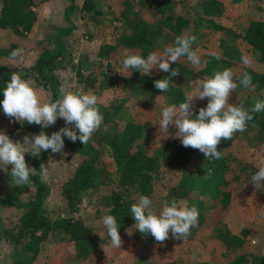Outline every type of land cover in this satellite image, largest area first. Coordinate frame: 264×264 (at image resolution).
Wrapping results in <instances>:
<instances>
[{"label":"rangeland","instance_id":"rangeland-1","mask_svg":"<svg viewBox=\"0 0 264 264\" xmlns=\"http://www.w3.org/2000/svg\"><path fill=\"white\" fill-rule=\"evenodd\" d=\"M84 3L85 0H41L35 5L37 20L25 35L14 33L11 28L0 27V65L13 67V73L19 74L31 84L42 100H46L51 95L50 92L35 78L34 71L26 69L36 60L43 47H54L55 37L60 30H65L60 33L64 43L63 51L56 58L51 71L56 79L52 81L58 87V98L62 89L92 92L97 96L98 107L103 116L100 128L92 135L89 143L82 145L79 141L74 150L51 152L50 157L42 162L46 171H41V176L48 185L45 200L51 215L57 213L56 208L61 203V185L72 174L76 163L84 157L96 156L97 164L112 171L116 179L117 163L111 154L109 140L118 139L129 125L138 124L143 127L132 147L151 154L159 151L161 158L167 152L162 146L179 139L174 135L177 129L171 124L167 137L162 136L164 133L158 126L162 109L166 106L178 108L179 103L188 95L195 93L205 76L189 81L192 85L182 95L175 93L172 98L148 88L139 90L135 87L134 80L122 74L125 53L139 54L146 58L150 52L162 53L179 35H195L197 41L192 49L200 56L201 63L193 66L186 56L179 59L193 74L204 64L203 56L207 53L229 59V68L237 77L250 69L264 72V60L243 36L250 19L264 18V0H220V12L209 16L211 20L203 14L202 0H183L182 11L189 17V25L182 30L165 27L152 46L145 50L122 47L115 43L116 37L119 31L129 32L133 22L152 29L157 23V0H92L87 3L93 8L92 11ZM178 5L181 8V4ZM127 6L128 16L125 19L118 17L120 10L128 8ZM107 44L115 45L109 55L105 51ZM15 49H23V52L13 58L11 53ZM244 58L249 60L247 65L243 63ZM132 71L140 74L138 70ZM158 71L160 70L154 68L150 75ZM0 72H3L2 69ZM260 94L264 95V86L258 91L238 86L230 95L229 103L234 105L238 101H245L251 107L260 98ZM143 97L145 98L141 99ZM207 102V98L196 99L193 106L207 105ZM147 121L149 126H145ZM56 122L58 130L66 126L62 118H58ZM19 123L14 120L10 122L3 112L0 113V131L5 132L13 142L22 143L25 135L34 133L25 131ZM50 127L52 125L41 131L46 132ZM260 130L258 125H254L250 134ZM258 135H255L257 137L254 140L248 141L235 134L231 140L223 143L221 155L232 152L236 160H227V167L219 175L212 166L215 158L205 161L204 157H200L201 153L194 155L185 169L173 166L169 168L166 166L167 158H162L161 172L155 178L152 195L148 196L152 200L154 211L159 212L163 202L174 199L181 205L195 206L207 214L202 223L191 228L186 238H173L169 232V239L160 245L147 236L129 235L125 232L120 234L121 247H112L110 238L103 230L102 218L98 216L104 209L99 203V194L109 188L100 184L97 188L88 187L77 211L93 227L94 238L84 244L78 242L72 255L59 263L48 259L50 240L47 239L31 264H225L240 253L249 254L253 258V262L250 260L251 264H264V191L254 189L248 182L251 174L239 171L240 162H246L257 170L256 166H264V134ZM158 147L162 148L159 150ZM26 163L32 168L30 162ZM202 163L204 164L200 167ZM8 167L10 170L11 166ZM12 186L10 173L0 169V193L6 195ZM173 186L185 187L189 192L168 197L171 193L169 188ZM223 188L230 190L229 203L227 207L219 204L218 208L212 210L209 206L211 193L216 192V196ZM20 191L22 199L30 196L31 191L27 185L20 187ZM15 211L16 209H7L0 203V264H8L17 256V251L6 240L4 233L9 221L15 217ZM222 226L234 233L245 227L247 235L244 244L237 249H226L218 232V229H223Z\"/></svg>","mask_w":264,"mask_h":264},{"label":"trees","instance_id":"trees-1","mask_svg":"<svg viewBox=\"0 0 264 264\" xmlns=\"http://www.w3.org/2000/svg\"><path fill=\"white\" fill-rule=\"evenodd\" d=\"M41 0H2L0 4V27L11 28L12 31L18 35H25L37 20L38 14L35 5ZM202 11L208 20L212 14L220 12V0H202ZM92 0H85V5L88 10L87 3ZM181 4V8H178ZM128 7V6H127ZM128 8L124 7L120 10L118 17L128 16ZM183 0H157L156 13L157 23L152 29H149L144 24L133 22L129 32L119 31L117 33L116 42L122 47H138L142 50L151 47L155 38L159 36L165 27L169 29L182 30L190 23L189 17L182 11ZM99 12V10H94ZM215 26H218L214 24ZM60 32L55 37L54 47H43L39 56L33 61L26 70H32L36 74L35 78L42 84V86L50 92L53 100L58 99V87L54 85L52 80L55 76L51 73L56 58L62 53L64 43L61 40ZM244 38L252 46L254 51L260 55L264 60V18L250 19L244 32ZM115 45H106V54L109 55L112 47ZM212 53H207L203 56V65L197 70L195 74L191 72L187 66L181 61H177L170 65L171 68L179 69V74L170 76L169 73L158 71L153 75H141L133 72L132 69H124V76L134 80L135 87L139 90L148 88L155 93H161L160 90L154 86V81L168 77L171 80L169 91L163 92L164 96L172 98L173 94L182 95L183 91L187 89L190 84L189 81H195L198 76L211 77L216 71H221L231 66L229 59L222 58L217 60ZM2 73L0 72V100L3 99V89L6 82L10 80L13 74V67L7 65H0ZM131 72V75L128 74ZM252 77V83L255 85L254 90L258 91L264 86V72H256L253 70L247 71ZM180 84L177 85V82ZM258 100H264V95L260 94ZM235 106L243 105L246 109H251L247 102L238 101ZM206 107V105L192 106L194 114L198 113L199 108ZM3 112L0 108V113ZM253 120L249 121L246 130L238 132L236 135L244 137L248 141L264 134V111L253 113ZM58 120V119H57ZM56 120V121H57ZM57 123V122H56ZM149 126V121L145 122V126ZM254 125H258L261 130L258 133H251L250 131ZM19 126L25 131L38 134L41 127L36 124H28L25 122ZM144 126V127H145ZM142 125H129L127 130L118 139L111 138L109 140L111 147V154L115 157L117 167L115 168L116 179L112 175V171H108L104 165H99L96 162V156L84 157L76 163L72 174L60 187L61 200L58 205L57 213L51 215L47 210L46 200L48 185L41 176V164L50 157L51 150L47 152L41 151L39 157H33L31 154H25V160L32 164L35 169L34 174L30 176V196L27 199H22L19 186H12V189L6 195L0 193V203L7 209H16L15 217L9 221V226L5 230V238L17 251V256L8 264H31L41 250L44 242L50 240V248L47 254L48 259L53 263H59L66 257H69L74 252L78 242L84 244L88 240L94 238L93 227L85 222L83 217L77 213L79 205L82 201L84 192L88 187H99L100 184H105L109 189L102 191L99 203L104 207L103 211L98 215L102 218L104 215H114L119 224L118 232L123 234L131 231V226L135 223L134 218L130 214V206L135 202L137 196H150L153 193V185L156 176L161 172V160L167 158L166 166L171 168L177 167L185 169L188 162L194 155L201 153L197 149L191 147H184L179 139L169 141L164 147L165 156L161 158L159 151L155 153H148L141 148H134L132 144L141 135L143 131ZM54 131H58L54 124L45 133L51 135ZM78 132V130H76ZM257 134V136H255ZM64 139V148L74 150L79 142H72L67 137ZM259 139V138H258ZM227 140L222 139L217 145V150H221L223 143ZM254 140V139H253ZM161 146V145H160ZM159 146V147H160ZM158 149L160 150L161 148ZM133 148V149H132ZM200 157H204L205 161L210 160L206 158L203 153ZM163 158V159H164ZM227 160H236L233 153H224L219 159H213L212 166L216 168V174H222L225 167H227ZM239 162V161H236ZM204 163L200 164V167ZM239 171L247 174H254L257 169L251 167L246 162H240ZM112 175V176H111ZM170 197L172 194L183 195L189 192L185 187L173 186L169 188ZM216 192L211 193V202L209 206L215 210L221 204L227 207L230 200V190L223 188L215 196ZM168 199V198H167ZM198 223L195 228L202 223L207 214L200 208ZM211 215V213H210ZM219 222L220 219H219ZM218 222V223H219ZM103 226V225H102ZM221 228V226H218ZM222 230L218 229L221 240L226 249H237L241 247L246 241L247 229L242 227L238 233L231 232L227 227L222 226ZM103 230L106 229L103 226ZM135 236L142 235L136 230L132 231ZM151 240H155L150 234H143ZM107 236V232H106ZM170 236V234H169ZM253 258L246 253H240L225 264H251ZM144 264V262L140 263Z\"/></svg>","mask_w":264,"mask_h":264},{"label":"clouds","instance_id":"clouds-1","mask_svg":"<svg viewBox=\"0 0 264 264\" xmlns=\"http://www.w3.org/2000/svg\"><path fill=\"white\" fill-rule=\"evenodd\" d=\"M196 41L195 35H179L173 44L164 48L162 53L150 52L146 58L139 54L125 53L122 67L138 70L142 76L150 75L151 70L156 68L174 77L179 74V69L171 68L170 65L176 63L181 57L186 56L193 66L201 63L200 56L192 49ZM22 52L23 49H15L11 56L16 58ZM211 55L217 60L221 59L215 53ZM243 63L247 65L249 60L244 58ZM130 75L131 72L128 76ZM170 83L171 80L164 77L154 81V86L163 93L169 91ZM238 86L254 90L255 85L248 72H243L237 77L230 68H225L216 71L211 77L202 79L195 93L188 95L183 102L179 103L178 108L163 107L158 124L159 129L164 133L162 136L166 138L169 125H174L177 129L174 135L180 139L184 147L197 149L206 158L219 159L221 152L217 150V145L220 141L232 139L236 133L245 131L248 122L254 118L252 114L264 111V100H255L251 109L229 103L230 95ZM2 92L0 108L10 122L14 120L21 125L27 122L44 129L54 125L58 118H62L66 125L50 136L44 131L25 135L22 143L13 142L5 132L0 131V169L10 173L11 183L14 186H28L30 176L35 172L34 168L27 165L25 153L33 157H39L42 150L62 153L64 148L62 137H67L72 142L79 139L82 145H85L89 143L103 121L97 96L92 92L62 89L60 98L53 100L49 95L46 100H42L33 86L16 73L11 75ZM205 98L208 101L206 107L199 108L198 113L194 114L191 110L193 102L196 99ZM8 166H11L10 170ZM256 167L258 170L251 174L248 182L254 189L264 191V166ZM41 171H46L43 164H41ZM130 214L135 223L131 226V231L127 230L128 234L131 235L133 230L142 235L150 234L160 245L169 239V232L173 238H186L191 228L197 225L199 217L195 206L181 205L174 199L171 202H163L161 210L156 212L153 209L152 200L146 195H141L137 202L131 204ZM101 222L110 238L111 246L120 248L122 239L118 232L119 224L116 217L104 215Z\"/></svg>","mask_w":264,"mask_h":264}]
</instances>
